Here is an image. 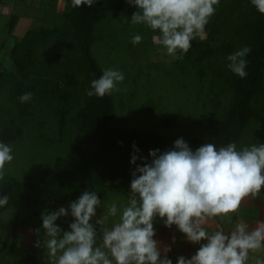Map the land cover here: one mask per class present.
I'll use <instances>...</instances> for the list:
<instances>
[{
  "label": "trees",
  "instance_id": "obj_1",
  "mask_svg": "<svg viewBox=\"0 0 264 264\" xmlns=\"http://www.w3.org/2000/svg\"><path fill=\"white\" fill-rule=\"evenodd\" d=\"M64 1L62 21L52 27L29 29L16 39L11 48L15 71H0V92L7 81H13L9 96L15 104L12 110L15 115L7 120L0 97V142L14 148L24 136V126L18 124V119L27 120L40 106L52 112L61 132L70 121L82 131L80 139L66 155L58 156L52 166L21 181H15L9 174L0 180V197L8 195L10 200L25 201L31 211L27 221L36 219L35 233L40 229L41 238L42 213L50 209L51 201L62 205L73 202L84 190L96 191L100 199L106 198L110 190L127 192L136 167L130 163L133 145L139 149L138 156L150 161V150L163 152L183 138L154 130L140 132L115 127L113 96L86 95L91 81L98 79L104 70L94 57L92 46L97 40V26L109 15L111 0H94L91 8L86 5L73 8L71 0ZM215 7V14L205 26L207 38L193 40L184 58L197 60L203 76L208 73L203 65L207 62L211 72L227 82L232 94L227 104L219 98L212 99L220 119L209 137L183 138L193 151L209 142L217 148L229 143H235L238 150L249 146L245 143L249 127L264 121V15L250 0H220ZM18 20V15H12L10 33ZM61 43L67 45L66 49ZM246 45L251 46L246 57L248 75L241 79L227 68L226 57ZM49 48L50 52L53 50L50 56ZM221 58L225 59V65L218 67ZM25 93H32V99L21 103L19 97ZM254 140L255 145L264 142V126ZM141 163L138 159L137 164ZM261 193L264 195V188ZM71 222L57 220L64 231L69 230ZM13 249V257L23 264L25 255L16 241ZM30 258L38 264L34 255Z\"/></svg>",
  "mask_w": 264,
  "mask_h": 264
},
{
  "label": "clouds",
  "instance_id": "obj_2",
  "mask_svg": "<svg viewBox=\"0 0 264 264\" xmlns=\"http://www.w3.org/2000/svg\"><path fill=\"white\" fill-rule=\"evenodd\" d=\"M137 8L130 23L144 25L152 32L153 42L162 45L169 56L183 60L191 42L202 37L205 26L215 14L220 0H127ZM94 0H71L73 8H91ZM264 15V0H250ZM127 21V20H126ZM142 36L132 37L133 45ZM251 46H243L226 57L227 68L241 79L246 78L247 59ZM179 53V55L177 54ZM124 74L116 69L103 70L91 81L86 91L89 97L103 98L121 91ZM32 99V93L19 97L21 103ZM130 163V192L125 200L112 202L106 208L96 191L84 190L68 208L42 213L43 238L35 247L43 248L49 264H173L168 257L170 246L154 239V221L159 218L169 229L173 225L184 234L187 242L200 245L191 258L181 255L177 264H264V222L254 229L237 220L229 231L211 227L215 218L233 224L247 197L257 198L264 188V143L237 149L235 143L217 148L205 143L195 151L183 138L172 148L160 152L150 150L149 161L138 156L133 145ZM13 148L0 142V180L6 165L13 159ZM141 164H137V160ZM10 197H0V208ZM103 214L97 216V208ZM73 217L69 230L57 224L61 217ZM206 241V243H201ZM175 243V237H173Z\"/></svg>",
  "mask_w": 264,
  "mask_h": 264
},
{
  "label": "rangeland",
  "instance_id": "obj_3",
  "mask_svg": "<svg viewBox=\"0 0 264 264\" xmlns=\"http://www.w3.org/2000/svg\"><path fill=\"white\" fill-rule=\"evenodd\" d=\"M2 2L12 11L4 14L0 10V71H15L11 59V48L15 40L28 28L52 27L61 22L60 14L64 6H58L55 14V2L51 0ZM40 9L45 15L40 14ZM108 10L107 19L96 28L97 40L92 50L104 70L116 69L125 76V80L119 85L121 91L111 94L116 105L113 125L140 132L154 130L183 138L209 137L213 126L220 119L212 99L219 98L224 104L228 103L232 93L227 82L213 74L207 62L203 65L208 73L203 76L199 70L201 64L197 60H176L169 56L162 45L153 42L152 37L158 35V31L154 33L144 25L130 23L137 8L127 0H111ZM13 14L19 15V20L14 32L10 33L9 23ZM137 34L142 36V41L133 45L132 37ZM197 38L203 41L207 34L204 32L202 37ZM60 46L64 49L67 47L64 44ZM52 52L49 48L48 56ZM224 61L221 58L216 65L221 67L222 64L225 65ZM12 83L13 81H7L0 92L7 120L15 115L12 113L15 104L9 96ZM18 124L24 126V136L14 145L13 161L5 166L6 174L11 175L15 181H21L28 175L52 166L58 156L66 155L82 134L79 126L72 121L61 132L59 122L52 112L41 106L27 120L18 119ZM263 126L264 121H261L254 122L249 127L245 139L247 145L257 144L254 137L259 136ZM129 192L110 190L106 198L99 199L106 208L114 201L119 203L125 200ZM50 203L48 211L54 212L60 207L68 208L71 202L63 205L55 201ZM103 211V206L97 208L93 223ZM30 215L31 211L26 208L25 201L9 200L7 206L0 208V264H19L12 255L15 241L23 249V264H35L30 258L32 255L36 257L38 264H49L44 249L34 246L39 239L35 233L38 223L36 219L27 221ZM60 219L68 223L73 222L74 218L69 215ZM257 255L264 258V253ZM249 264H252L251 260Z\"/></svg>",
  "mask_w": 264,
  "mask_h": 264
},
{
  "label": "crops",
  "instance_id": "obj_4",
  "mask_svg": "<svg viewBox=\"0 0 264 264\" xmlns=\"http://www.w3.org/2000/svg\"><path fill=\"white\" fill-rule=\"evenodd\" d=\"M2 1L3 0H1L0 2L1 12H3L4 14L10 13L12 9L9 6L5 5ZM58 6H64L62 12L66 10V2L64 0H59L55 2V7H56V8L54 7L55 14H57L56 10ZM39 11L42 12L40 14L45 15L41 9ZM29 29L31 28L24 30L20 38L24 36V34ZM129 190L127 192H129ZM237 220H243L245 223H247L249 225L250 230L254 229L259 223L264 222V195L261 192L259 196L255 199L249 196L242 201L238 213L233 214L232 225L226 223L221 218L217 217L212 222L211 227L213 229L222 228L225 231H229L234 226V223ZM154 229L156 231V235L154 236V239L161 242V251L163 249V246H170L171 251L168 253V257L172 260L173 264H177V258L181 255L185 256L186 258H191V256L196 253V251L200 246L198 244H192L190 242H187L184 234L180 233L175 225H173L172 228L169 229L164 225L163 221L160 220L159 218H157L154 221ZM173 237H175V243H173ZM201 243H206V241H202ZM162 256H163V251H162Z\"/></svg>",
  "mask_w": 264,
  "mask_h": 264
}]
</instances>
